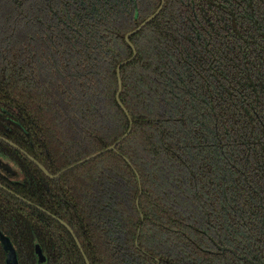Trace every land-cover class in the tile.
I'll return each mask as SVG.
<instances>
[{
    "label": "trees",
    "instance_id": "trees-1",
    "mask_svg": "<svg viewBox=\"0 0 264 264\" xmlns=\"http://www.w3.org/2000/svg\"><path fill=\"white\" fill-rule=\"evenodd\" d=\"M161 4L0 0V137L62 173L0 139L18 173L0 184L63 220L90 264H249L216 245L218 232L246 255L245 178L264 202V0H164L130 37L132 130L106 152L131 127L126 36ZM0 232L21 264H40L36 245L46 264H86L68 230L2 188Z\"/></svg>",
    "mask_w": 264,
    "mask_h": 264
},
{
    "label": "flooded vegetation",
    "instance_id": "flooded-vegetation-1",
    "mask_svg": "<svg viewBox=\"0 0 264 264\" xmlns=\"http://www.w3.org/2000/svg\"><path fill=\"white\" fill-rule=\"evenodd\" d=\"M245 179H246V183L257 194L256 196L257 198H251L252 203H249L247 199H244L243 202V209L240 213V218H239V227L241 229L239 249L246 255H242V256L239 255L240 257L245 259L242 258H238V259L246 261L249 264H261L262 262H264V257L261 255V253L264 252V246L262 244H259L260 242L259 239L264 238V202H263V197L261 196V191L255 186H253L247 180V178ZM198 214H201V212L198 211ZM217 234L220 245L217 244L216 247L219 248L220 246V249L223 251V253L230 252L233 254L235 251L231 250L229 247H226L225 243L222 241V237L219 235L218 232ZM10 244H11L10 252H8V250L5 249L4 245L1 246V248L4 251L3 254L4 261L0 264H21L20 263L22 257V254L20 253L21 247L15 246L14 244H12L11 241ZM37 246L40 248L41 253L44 257L43 262H40L39 256L37 254V250H36ZM225 248H227V250H225ZM34 252H35V257L38 260V263L40 264L47 263L48 258L50 256L47 248H41L39 245H36L34 247Z\"/></svg>",
    "mask_w": 264,
    "mask_h": 264
},
{
    "label": "water",
    "instance_id": "water-1",
    "mask_svg": "<svg viewBox=\"0 0 264 264\" xmlns=\"http://www.w3.org/2000/svg\"><path fill=\"white\" fill-rule=\"evenodd\" d=\"M162 1V4L161 6L158 8V10H156V12L151 15L149 18H147L145 21H143L139 26L138 28H136L133 32L129 33L127 36H126V43L131 47V49L133 50V56L130 60H127L125 62H123L122 64H120L117 68V76H118V82H119V92L117 94V101L120 105V107L123 109V111L126 113V115L128 116L129 120H130V125L131 127L129 128L128 132L116 143L114 144L112 147L108 148L106 150V152H110V151H115L116 150V147L122 142L124 141L128 136L129 134L131 133V130H132V119L130 117V115L128 114L127 110L125 109L124 105L121 103L120 101V95H121V92H122V88H123V85H122V79H121V68L122 66L132 62L135 60L136 56H137V51H136V48L134 47V45L132 44V42L130 41V37L137 34L138 32H140L141 30H143L150 22H152L159 14L160 12L162 11L163 9V6H164V0H161ZM0 139L2 141H4L5 143L9 144L11 147L17 149L18 151H20L22 154H24L32 163H34L40 170L41 172L47 176L48 178H50L51 180H54V179H57L61 176L62 173H59L58 175L56 176H53L51 175L45 168L42 164H40L37 160H35L33 157L29 156L25 151H23L21 148H19L17 145H15L14 143L0 137ZM100 155V154H98ZM83 163V162H82ZM70 169V168H69ZM68 169V170H69ZM0 172L2 174H4L6 177L8 178H15L17 176V172L16 170H14V168L7 162L3 161L2 159H0ZM0 188L4 189L5 191L9 192L11 195L17 197L19 200L27 203L28 205L30 206H33L34 208L38 209L39 211L43 212L44 214L48 215L49 217H51L53 220L57 221L60 225H62L66 230H68V232L73 236L78 248L80 249L83 257H84V260H85V263L86 264H90L88 258L86 257L80 243L78 242L77 238L75 237L73 231L71 230V228L63 221L61 220L60 218L56 217L55 215H52L51 213H49L48 211H46L45 209L39 207L38 205H35L33 203H31L30 201H27L25 200L24 198L16 195L15 193H13L12 191L8 190L7 188H5L4 186H2L0 184ZM138 204V202H137ZM0 242L2 243V245H4L5 249L8 250V252L11 251V244H10V240L5 237L1 232H0ZM37 254L39 256V259H40V262H43L44 261V257L41 253V250L40 248L37 246ZM225 250H227V248H225ZM234 256H236L237 258H242L240 257L237 253H233ZM242 259H245V258H242ZM261 264H264V262H262Z\"/></svg>",
    "mask_w": 264,
    "mask_h": 264
},
{
    "label": "rangeland",
    "instance_id": "rangeland-1",
    "mask_svg": "<svg viewBox=\"0 0 264 264\" xmlns=\"http://www.w3.org/2000/svg\"><path fill=\"white\" fill-rule=\"evenodd\" d=\"M194 219H195V217H194Z\"/></svg>",
    "mask_w": 264,
    "mask_h": 264
}]
</instances>
